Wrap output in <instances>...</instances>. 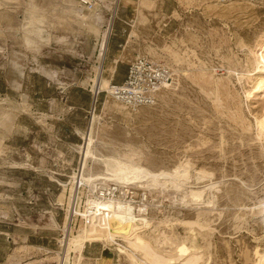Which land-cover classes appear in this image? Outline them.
Wrapping results in <instances>:
<instances>
[{"label": "rangeland", "instance_id": "obj_1", "mask_svg": "<svg viewBox=\"0 0 264 264\" xmlns=\"http://www.w3.org/2000/svg\"><path fill=\"white\" fill-rule=\"evenodd\" d=\"M73 2L82 6L0 0V264H133L117 229L112 241L88 227L85 245L64 247L86 224L90 189L80 191L79 214L72 189L91 127L97 156L88 173L103 175L116 158L156 172L189 162L187 188L206 186L214 196V207L185 206L131 187L138 204L148 195L149 224L125 232L138 246L130 255L144 264H259L264 92L247 93L264 59V0H121L118 8L95 0L93 10L82 7L101 19L99 36L69 10ZM110 26L102 79L118 84L139 56L168 67L173 81L155 106L130 110L96 91ZM116 45L123 64L112 79Z\"/></svg>", "mask_w": 264, "mask_h": 264}, {"label": "bare ground", "instance_id": "obj_2", "mask_svg": "<svg viewBox=\"0 0 264 264\" xmlns=\"http://www.w3.org/2000/svg\"><path fill=\"white\" fill-rule=\"evenodd\" d=\"M77 1L86 10H93L95 8V4H96L95 0L90 1L91 6L85 5L79 0ZM144 1L150 2L151 0L150 1L144 0ZM120 2L121 0H116L117 8ZM82 6L78 7L73 2V4L71 3L69 10L72 11V13H74V16L79 18L84 24H87L90 28V31L93 34L99 36L100 30L98 27H96V24L101 22V19L98 17L94 19L91 15L85 16L83 14ZM110 32H111V28H109L108 31H106L105 34L103 35L102 45H100L101 65L97 69L96 91L99 92L101 89L108 90L109 95H111L113 99H115L119 104H122L124 107L130 110H137L138 108H131L125 105L124 103L118 101L111 93L112 84L111 83L109 84V82L104 81L102 79V74L104 72L103 59L106 54L108 37ZM259 63L260 66L258 67V71H257L258 79L252 90L247 93V97H249L250 99L253 96H256L257 94L264 92V59ZM169 84L170 83L166 84L158 92L157 98L159 93ZM139 108H146V107H139ZM257 124L259 128L258 135L261 138L262 136H264V123L258 121ZM84 141H85V146L81 147L82 158H81V162L79 163L80 167L78 169L80 174L73 177V180L75 181V188L72 189L74 193L72 210L78 213L77 209L75 208H78L81 202L80 191L84 187L85 188L89 187L90 189L89 194H91V198L88 199L86 209L82 214L83 220L85 221L84 223L86 224L80 227V230L78 231V235H79L78 237H74L70 239L67 242V244L64 245V247L66 246L68 250L69 248H71L73 244H75L76 247H78L81 243L85 245L87 239L89 238L88 227L105 230L107 232V235L111 238L112 241L115 240L114 230L117 229L118 232H120L121 235H123L124 239L127 240L129 247L136 249V247H138L137 244L135 242H132V239L128 238L127 236L129 234L126 235V233L129 232V230L137 223L149 224V220L148 218H146V214L148 211L147 210L148 206H146L148 201L147 193L151 195L157 194L159 196H162L163 198H167L169 196L172 200H174V203H182L185 206L192 205L196 207L199 206L214 207L215 205L213 201L214 196L210 190L206 189V186L199 187L197 189L187 188V186H189L190 184V181L194 179L190 172L192 168L189 162H186V166L182 164V166L180 165V167L170 172H156L154 170L152 171L140 165L139 163H136L135 161L130 160L129 158H128L129 161L127 163L125 162L123 163L120 160H116L117 159L116 158L104 162L105 171L103 175H96V174L93 175L87 172V166H88V162H90L89 161L90 158L96 160V156H97V154L93 153L91 150L92 127L91 129H89L87 133H85ZM94 154H96V156ZM195 181H198L196 177H195ZM131 187L136 189L140 188L147 192L144 193L142 196L143 204L142 203L138 204L134 200V195H136V193L133 192L134 189ZM119 188H121L122 190L120 191ZM170 192H173V194H171ZM182 193H185L186 196L183 197ZM119 194L124 197H119ZM127 199H131V201ZM72 225H73L72 218L69 217L65 226V232H66L65 236L67 238L70 236V234H72L74 230ZM137 238L140 239V237ZM129 250L125 247H120L121 254L124 255L126 254L127 256L129 255L132 258L133 264H144L142 261L141 262L138 261L135 255L133 254L130 255ZM65 252L67 253L68 251L65 250ZM257 256H258L259 264H264V253L263 254L257 253ZM104 264H113V263L107 262Z\"/></svg>", "mask_w": 264, "mask_h": 264}, {"label": "built area", "instance_id": "obj_3", "mask_svg": "<svg viewBox=\"0 0 264 264\" xmlns=\"http://www.w3.org/2000/svg\"><path fill=\"white\" fill-rule=\"evenodd\" d=\"M79 1L91 6V0ZM172 81L171 69L146 57H137L129 64L124 80L112 84L111 93L118 101L131 108L151 107L158 101V92Z\"/></svg>", "mask_w": 264, "mask_h": 264}, {"label": "crops", "instance_id": "obj_4", "mask_svg": "<svg viewBox=\"0 0 264 264\" xmlns=\"http://www.w3.org/2000/svg\"><path fill=\"white\" fill-rule=\"evenodd\" d=\"M109 28H111V26L109 27ZM108 28V29H109ZM108 29H107V31H108ZM117 47H116V50H115V53L113 54V56L115 57L114 58V63L116 64V66H115V70H114V74L112 75L113 77H112V79L114 78V76L116 75V73H118L121 69V65L123 64V62L122 61H117V63H116V57H117V55H118V53H120L121 51L120 50H118L117 48H118V46H121V45H116ZM107 51V50H106ZM127 73V72H126ZM125 76H126V74L122 77L121 75L120 76H118L117 77V83H121L123 80H124V78H125Z\"/></svg>", "mask_w": 264, "mask_h": 264}]
</instances>
